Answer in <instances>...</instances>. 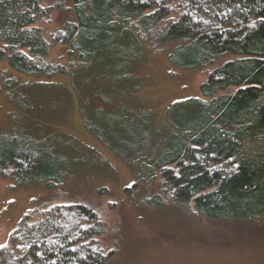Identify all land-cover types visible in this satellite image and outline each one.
Instances as JSON below:
<instances>
[{"label":"trees","instance_id":"16d2710c","mask_svg":"<svg viewBox=\"0 0 264 264\" xmlns=\"http://www.w3.org/2000/svg\"><path fill=\"white\" fill-rule=\"evenodd\" d=\"M52 9L67 16L60 40L70 64L61 74L86 76L74 88L122 83L144 43L171 45L173 69H211L201 97L173 104L157 127L148 113L124 108H96L87 119L91 134L137 167L131 189H141L143 201L221 223L264 218V0H0V65L29 77L53 74L37 26ZM0 85L16 89L1 71ZM73 151L0 137V170L11 167L18 184L51 191L73 165L91 163ZM103 231L91 208L58 205L12 233L0 264H107Z\"/></svg>","mask_w":264,"mask_h":264},{"label":"rangeland","instance_id":"374dc122","mask_svg":"<svg viewBox=\"0 0 264 264\" xmlns=\"http://www.w3.org/2000/svg\"><path fill=\"white\" fill-rule=\"evenodd\" d=\"M66 18L52 9L37 23L49 43L44 61L53 72L50 77L24 76L0 65L16 88L13 93L0 88V137L39 149L62 145L71 153L85 152L83 158L91 163L73 165L51 191L36 182L20 185L11 167L1 169L0 249L8 246L13 232L37 223L49 209L82 205L103 224L98 240L104 253L112 254L107 264H264V218L221 223L201 219L192 210L178 211L170 203L152 207L143 201L140 186L139 193L131 189L134 163L87 128V119L100 107L148 113L157 127L173 104L201 97L199 87L211 69H173L168 63L171 45L144 43L122 83L104 78L74 88L86 76L60 72L70 64L60 40Z\"/></svg>","mask_w":264,"mask_h":264}]
</instances>
